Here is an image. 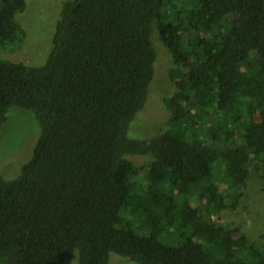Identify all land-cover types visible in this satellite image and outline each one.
Wrapping results in <instances>:
<instances>
[{"label":"trees","instance_id":"trees-1","mask_svg":"<svg viewBox=\"0 0 264 264\" xmlns=\"http://www.w3.org/2000/svg\"><path fill=\"white\" fill-rule=\"evenodd\" d=\"M26 6L0 0V47L26 38ZM158 43L168 118L129 139ZM15 107L40 135L0 174V264H264L243 227L209 219L251 173L264 189V0L65 1L42 66L0 59V131Z\"/></svg>","mask_w":264,"mask_h":264},{"label":"rangeland","instance_id":"rangeland-1","mask_svg":"<svg viewBox=\"0 0 264 264\" xmlns=\"http://www.w3.org/2000/svg\"><path fill=\"white\" fill-rule=\"evenodd\" d=\"M65 1L68 0H26V10L22 17L18 16L19 22L21 20L22 26L27 29L26 38L0 47V59L42 66L51 50L55 25ZM158 45L160 62L158 68L157 61L155 63L154 79L148 89L145 106L130 123L127 131L129 139L146 140L160 134L168 118L161 100L170 95L172 87L169 85L166 50ZM39 135L40 129L31 112L16 107L10 109L7 122L0 131V174L5 180H12L20 174L22 166L31 159ZM209 219L227 228L243 227L249 241L264 248V189L253 173L248 177L240 206L235 211L223 210L212 214ZM125 221L128 222V217ZM136 225L135 220L132 228L141 234ZM108 264L134 263L111 255Z\"/></svg>","mask_w":264,"mask_h":264}]
</instances>
